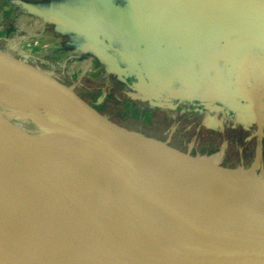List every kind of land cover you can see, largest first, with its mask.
<instances>
[{"label": "crops", "instance_id": "1", "mask_svg": "<svg viewBox=\"0 0 264 264\" xmlns=\"http://www.w3.org/2000/svg\"><path fill=\"white\" fill-rule=\"evenodd\" d=\"M37 32L24 43L41 58L100 59L137 120L230 115L264 135V0H0V39Z\"/></svg>", "mask_w": 264, "mask_h": 264}, {"label": "bare ground", "instance_id": "2", "mask_svg": "<svg viewBox=\"0 0 264 264\" xmlns=\"http://www.w3.org/2000/svg\"><path fill=\"white\" fill-rule=\"evenodd\" d=\"M20 73L0 61V91L15 99L8 104L0 102V203L66 223L55 208L48 209L42 202L41 189H45L108 218L153 220L174 228L182 221L193 220L205 205L223 207L222 201L232 194L258 191L256 177L238 167L231 170L198 157L189 159L149 137H129L128 130L104 119L98 126L89 124L86 128L68 119L71 133L50 130L53 112L71 111L54 94L24 80ZM89 134L133 151L155 148L170 164L162 168L115 165L110 154L88 138ZM39 137L63 147L52 146L43 152ZM37 157L48 161L37 164L42 181L25 169Z\"/></svg>", "mask_w": 264, "mask_h": 264}, {"label": "water", "instance_id": "3", "mask_svg": "<svg viewBox=\"0 0 264 264\" xmlns=\"http://www.w3.org/2000/svg\"><path fill=\"white\" fill-rule=\"evenodd\" d=\"M0 61L18 68L21 78L54 94L71 111L53 112L50 130L71 133L68 119L84 128L100 124L104 114L50 75L1 50ZM88 138L101 145L115 165L170 164L155 148L133 151L94 134ZM254 179L258 191L232 194L222 201L223 207L205 205L193 220L174 228L153 220L108 218L41 189L42 202L67 222L0 203V264H264V192L257 185L264 179Z\"/></svg>", "mask_w": 264, "mask_h": 264}, {"label": "rangeland", "instance_id": "4", "mask_svg": "<svg viewBox=\"0 0 264 264\" xmlns=\"http://www.w3.org/2000/svg\"><path fill=\"white\" fill-rule=\"evenodd\" d=\"M42 35L41 32H37L27 34L23 39L6 40L1 38L0 49L14 58L22 59V64L28 68L46 69L41 73L46 76L50 75L54 80L63 84L67 90L70 88L79 99L104 114L101 119L106 117L108 122L117 123L116 126L128 130L126 135L129 137L140 140L143 137H149L156 144L177 151L189 159L198 157L212 161L221 167H238L236 169L239 171L264 179V152L262 156L259 150L261 144L264 146V135L254 137L252 131L258 123L246 127L236 117L224 115L212 128L207 127V129L204 127L206 125L202 123L205 117L195 111L178 112L170 123V131L166 128L169 124L166 125L167 122L164 121L159 125L144 123V121L137 120L130 114V109L126 106L124 98L119 99L120 97H117L115 83L100 59L87 60L84 57L78 62L65 61L62 63V59L66 57L62 58V56L55 55L56 49L54 48L41 58L38 50L26 46L24 41L26 37ZM60 41L58 39L54 44H58ZM21 47H25L26 51L37 58L35 64L30 63L31 58L20 57L19 52L23 53ZM1 101L8 104L15 102V99L0 91ZM43 125L44 131H48L47 125ZM262 130L264 132V127ZM131 131L135 133L132 134L134 136L129 135ZM170 133L172 136L169 135ZM37 139L43 152L50 151L52 146L63 147L62 144L46 137ZM38 163L48 164V161L45 158H38L25 168L36 178H39L38 175L42 173L37 168ZM40 181L42 180L40 179ZM257 185L264 189V181L258 182Z\"/></svg>", "mask_w": 264, "mask_h": 264}, {"label": "built area", "instance_id": "5", "mask_svg": "<svg viewBox=\"0 0 264 264\" xmlns=\"http://www.w3.org/2000/svg\"><path fill=\"white\" fill-rule=\"evenodd\" d=\"M23 38H24V37H23ZM23 38H22V39H23Z\"/></svg>", "mask_w": 264, "mask_h": 264}]
</instances>
